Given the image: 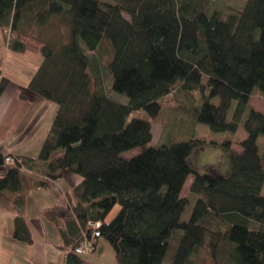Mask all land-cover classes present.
<instances>
[{"label": "trees", "instance_id": "1", "mask_svg": "<svg viewBox=\"0 0 264 264\" xmlns=\"http://www.w3.org/2000/svg\"><path fill=\"white\" fill-rule=\"evenodd\" d=\"M207 11V0H0L6 56L26 52L24 41L4 33H18L25 18L45 26L59 16L68 29L67 42L39 48L41 62L20 94L57 105L38 155L0 153V166L14 157L0 178V208L18 212L15 239L31 242L29 192L72 172L82 180L65 216L73 240L61 232L69 249L89 221H100L98 239L110 243L117 264H264V113L250 105L252 96L264 97V0L226 18ZM10 81L0 72V96ZM170 94L222 138L150 146L151 120ZM134 110L149 119H129ZM240 126L246 137L235 152ZM204 146L226 150L228 174L193 169L189 158ZM82 255L69 251L66 264H89Z\"/></svg>", "mask_w": 264, "mask_h": 264}, {"label": "crops", "instance_id": "2", "mask_svg": "<svg viewBox=\"0 0 264 264\" xmlns=\"http://www.w3.org/2000/svg\"><path fill=\"white\" fill-rule=\"evenodd\" d=\"M14 56L15 61L22 60V54L17 53ZM7 64L8 61L4 65ZM28 64L30 66L20 64L18 68L7 72V67L3 66L0 59L1 76L11 79V83L0 96V142L4 154L38 155L57 109L56 103L39 96H30L27 99L20 97L33 70L39 65L31 62ZM245 134H242L241 140L246 137ZM234 145L231 150L241 152ZM9 167L7 164L0 166V178L5 176ZM230 169L231 164L225 166V171L230 172ZM191 176L188 184L186 181L182 197L185 196L184 190L188 191L194 180ZM81 180L82 177L75 173L64 172L61 178L51 183L50 188H34L29 192L24 208L27 230L31 237L29 243L14 237L18 212L0 208V264H66L69 246H66L61 232L67 233L68 239L73 240L72 230L67 228L65 216L72 202L70 192ZM100 239L94 253H97ZM82 258L88 262L84 255Z\"/></svg>", "mask_w": 264, "mask_h": 264}, {"label": "rangeland", "instance_id": "3", "mask_svg": "<svg viewBox=\"0 0 264 264\" xmlns=\"http://www.w3.org/2000/svg\"><path fill=\"white\" fill-rule=\"evenodd\" d=\"M105 1L111 2V0ZM248 1L249 0H207V9L209 10V12H207L208 14H211V11L218 10L222 13V16L226 18L231 14H239V12L244 9ZM124 16L129 19L128 15L124 14ZM65 22L67 21L62 17L54 16L45 26H39L32 19L25 18L18 28V33L12 32L11 30L6 28V30H4V33L9 38L8 40L19 38L26 44V52L22 54V56H20L22 57V60L24 58L25 61L18 60V62L15 61V54L13 51L10 50L9 54L7 55L8 57L6 56L5 51H1V41H5V39H3V36L5 35H3L1 33L2 31L0 30V58L3 62L4 67V64L8 61V64L6 66L7 72L18 68V65L23 63L27 66H30V64H28L30 62L31 64L40 63L41 56L39 54V48L42 45L58 47L60 46V44L67 42L65 36L66 34L68 35V29ZM92 71L94 72V70ZM92 71L90 70L91 73ZM16 76L17 74L15 75V77ZM106 87H108L107 83ZM195 95L199 97V93H196ZM109 96L121 103H128V98L127 96L125 97L124 94L110 91ZM180 98L183 97L181 95L178 96L170 94L160 100L162 109L159 117L151 120L153 139L150 143V146H159L170 141H183L193 137H203L207 140L222 138L223 133L215 132L205 124L194 122L187 113H184L185 111L181 110L179 106L178 100ZM182 101L183 100H181V102ZM212 102L214 104H218L219 99L215 98L212 100ZM192 104L199 105L196 102H192ZM250 105L256 110L264 113L263 96L259 94L254 95L250 100ZM135 117L149 119L148 114L143 110L132 111L129 119ZM244 132L245 131L243 127L240 126V130L238 131L236 136V144L234 145V148L237 151H241L239 141L241 140L242 134ZM140 151V148H136L133 150H129L128 152L124 153V155L129 159L140 153ZM189 161L194 166L193 169L197 170L200 173L215 170V172L219 174H228L229 172L225 171V166L231 164L229 158L226 157V150L218 146H204L203 148L195 150L189 158ZM189 179L190 177L187 180V184L189 183ZM184 191L185 196H187L189 191H187V189H185ZM119 210L120 207L117 205L108 215L107 221H111ZM188 211L187 216L189 215ZM209 222H211L215 228L219 226V222L214 220L213 218H211ZM95 253L94 251H91L84 254L89 264H117L113 248L111 247L110 243L103 238L100 239L99 248L97 250V253ZM164 264L169 263H167L166 261L164 262Z\"/></svg>", "mask_w": 264, "mask_h": 264}, {"label": "built area", "instance_id": "4", "mask_svg": "<svg viewBox=\"0 0 264 264\" xmlns=\"http://www.w3.org/2000/svg\"><path fill=\"white\" fill-rule=\"evenodd\" d=\"M3 146L0 142V153L2 154ZM9 154V153H7ZM5 162L9 165L14 162V157L6 156ZM100 221H89L85 230L82 233V237L79 240V244L75 249H69L67 255L70 252L75 254H86L88 252L94 251L97 245L98 237L100 236Z\"/></svg>", "mask_w": 264, "mask_h": 264}]
</instances>
